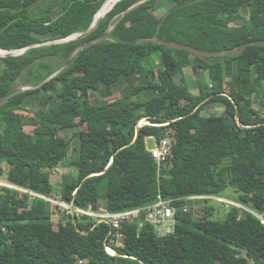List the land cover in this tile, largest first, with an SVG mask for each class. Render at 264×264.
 <instances>
[{"label": "trees", "instance_id": "trees-1", "mask_svg": "<svg viewBox=\"0 0 264 264\" xmlns=\"http://www.w3.org/2000/svg\"><path fill=\"white\" fill-rule=\"evenodd\" d=\"M108 1L0 0V49L30 47L0 57V100L34 87L0 104V179L27 191L0 186V264H264V113L254 101L264 105V0H121L87 37L42 45L87 31ZM193 51L224 57L196 64ZM189 67L196 93L180 80ZM210 105L223 114L204 116ZM143 119L169 125L139 128ZM166 136L173 152L159 165L147 139ZM62 167L77 173L56 187ZM54 195L112 212L171 199L176 229L160 237L150 224H124L122 247L113 228L85 217L68 215L56 230ZM188 196L251 211L231 206L216 220L208 200Z\"/></svg>", "mask_w": 264, "mask_h": 264}, {"label": "built area", "instance_id": "built-area-1", "mask_svg": "<svg viewBox=\"0 0 264 264\" xmlns=\"http://www.w3.org/2000/svg\"><path fill=\"white\" fill-rule=\"evenodd\" d=\"M145 125H153L147 119H144ZM169 124L163 125H153V126H167ZM153 141V145L147 146L148 151L151 153L153 159L161 165L166 162L173 152V140L171 137L166 136L162 140H157L155 137H149L147 141ZM9 186V185H7ZM10 187V186H9ZM13 187V186H12ZM16 189H19L15 187ZM42 197V196H40ZM45 198V197H42ZM46 199V198H45ZM51 200V199H47ZM184 200L192 204L198 200H215L217 202H222L223 204H229L230 202L212 196H188ZM61 201V200H60ZM174 200L163 199L159 197L158 201L154 204L139 207L131 210H123L118 212H112L107 208L101 206L95 209L93 205H89L87 208H77L73 204L69 205V215L78 218H88L94 223L102 224L105 223L113 228L117 233V245L119 247L123 246L122 238L123 235L120 230L124 224L133 225L136 224L139 229L144 225L150 224L154 226L157 230V234L160 237H164L173 234L176 229L177 224V212L176 208L173 206ZM189 206L183 207V211L187 212ZM107 252L110 255H115L110 247H107Z\"/></svg>", "mask_w": 264, "mask_h": 264}, {"label": "rangeland", "instance_id": "rangeland-1", "mask_svg": "<svg viewBox=\"0 0 264 264\" xmlns=\"http://www.w3.org/2000/svg\"><path fill=\"white\" fill-rule=\"evenodd\" d=\"M111 2L114 1L113 3L115 4V0H110ZM110 1H108L107 3H109ZM113 4V5H114ZM113 7V6H112ZM159 17H162L166 14V10L164 9V7L161 8V6L157 9V13H156ZM76 35V34H75ZM69 39H64V41L62 42H65V43H69V42H72L71 41H68ZM77 40H79L77 38ZM104 40H109L108 38V35H106L105 37H102L99 41H104ZM68 41V42H67ZM73 41H76L73 40ZM52 45V44H51ZM21 51L22 50H19V51H15V55H18V56H21L23 54H21ZM77 51H75L76 53ZM74 53V54H75ZM0 57H5L4 56H0ZM222 58L224 57V53H220V52H216V53H204V52H198V51H193V56H192V61L196 64H201V63H209V64H212L215 62V58ZM67 64V63H66ZM66 64L63 65L62 67H60L59 65L57 67H60L59 68V71L63 70L66 68ZM25 72V70L23 71ZM58 72H56L55 74H57ZM54 74V75H55ZM200 74H203L204 75V78H206L205 76L207 74H205V72H200ZM199 77L192 71V68L189 67L187 69H185L184 71V75H181L180 76V80L183 81V79H186V81L189 83V86L190 88L192 89V91H194L195 93L197 92L196 88H195V85L197 83V79ZM208 81H210L209 78H206ZM34 87H22L20 86L18 88V90H22V91H26V90H29V89H33ZM225 88V87H224ZM228 87L225 88V92H228ZM254 101H255V108L258 109L259 111H261V113H264V105L262 103H260V100L257 99V98H254ZM38 109V103L37 101L35 100L34 97H31V98H28V102L26 104H24L23 106V111L21 112L22 113V117L25 119V122L27 123V127H26V131L28 133H33V130L35 129L36 125L34 124V115H35V112L37 111ZM204 116H209V115H222L223 114V108L218 106V105H210L206 111H204ZM145 120L143 119L139 126L141 127L145 122ZM77 171L75 168L73 167H62L60 170H58L57 173H55L51 180H52V184L56 187H58L59 185H61L62 181H63V177L64 176H67L68 174H76ZM9 185L8 182L6 181V179L4 177H2L0 179V186L1 187H8V188H12V189H16L15 187H12V186H7ZM21 193V195H23L24 193H26L27 191L25 190H22V189H18ZM228 193H226V196L227 197H231V198H234L233 195H235V197L237 196L234 191L232 189L228 190L227 191ZM54 198H52L50 200L51 202V212L53 214V222H54V225H55V229L58 230L59 228V222H62L64 221L65 219H67L68 215H69V205L65 202H62L60 201L59 197H57L56 195L53 196ZM228 202H230L229 204H226V203H220V202H217L215 200H208V204L209 206L213 207L216 209L217 213H216V216H215V219L216 220H224L226 218V216L228 215V213L230 212V207L231 206H236V207H239L241 208L242 210H245V211H251L250 208H247V207H244L243 205L241 204H238V203H235L231 200H228V199H225V198H222ZM203 207V206H202ZM25 207L22 208V210L24 209ZM196 208V207H195Z\"/></svg>", "mask_w": 264, "mask_h": 264}, {"label": "water", "instance_id": "water-1", "mask_svg": "<svg viewBox=\"0 0 264 264\" xmlns=\"http://www.w3.org/2000/svg\"><path fill=\"white\" fill-rule=\"evenodd\" d=\"M119 1H121V0H115V4L117 3V2H119ZM115 4L113 5V7L115 6ZM113 7L111 8V10L113 9ZM100 12V11H99ZM99 12L97 13V15L99 14ZM108 14V13H107ZM106 14V15H107ZM97 15H96V17H97ZM106 15H104L101 19H99L96 23H95V21H96V17H95V19H94V22H93V24L91 25V27L87 30V31H85V32H83V33H80V34H76V35H73V36H71V37H69V38H67V39H69L68 41H73V40H77V38L78 39H83V38H85V37H87L88 35H90L92 32H94L97 28H98V26L100 25V23H101V21L105 18V16ZM111 31H112V29H110L109 31H107L105 34H103V35H101V36H99V37H96V38H94L93 40H91V41H89V42H87L85 45H83L73 56H72V58L68 61V63L66 64V67H68L76 58H77V56H79V54L82 52V51H84L87 47H89L90 45H92V44H95V43H98L99 42V40L102 38V37H105L106 35H109L110 33H111ZM62 41H64V40H59V41H53V42H49V43H44V44H42V45H50V44H63V43H65V42H62ZM67 41V42H68ZM28 49H30V47H28V48H25V49H23L22 51H21V54H24ZM0 50H2V49H0ZM2 51H4V50H2ZM5 52H8V51H5ZM8 53H15V51H11V52H8ZM13 55H15V54H7L5 57H13ZM16 56H18V55H16ZM24 91H22V90H18V91H16L15 93H13L12 95H10V96H8V97H6V98H4V99H1L0 100V104H2V103H4L6 100H8V99H10L11 97H13V96H15V95H18V94H20V93H23ZM237 118H239V111L237 112ZM139 128H141V127H139ZM74 222L75 223H77L76 222V219L74 218Z\"/></svg>", "mask_w": 264, "mask_h": 264}, {"label": "bare ground", "instance_id": "bare-ground-1", "mask_svg": "<svg viewBox=\"0 0 264 264\" xmlns=\"http://www.w3.org/2000/svg\"><path fill=\"white\" fill-rule=\"evenodd\" d=\"M114 1H110L109 3L105 4L102 9L100 10L99 14L97 15L96 17V21L95 23L101 19L104 15H106L107 13H109L111 11V8L113 6V3ZM7 54H15V53H8V52H5V51H2L0 50V56H6ZM14 56V55H13ZM113 253H115L114 251H112Z\"/></svg>", "mask_w": 264, "mask_h": 264}, {"label": "clouds", "instance_id": "clouds-1", "mask_svg": "<svg viewBox=\"0 0 264 264\" xmlns=\"http://www.w3.org/2000/svg\"><path fill=\"white\" fill-rule=\"evenodd\" d=\"M10 185V184H9ZM10 186H12V185H10ZM14 187V186H13ZM20 189V188H19ZM113 251V250H112Z\"/></svg>", "mask_w": 264, "mask_h": 264}]
</instances>
